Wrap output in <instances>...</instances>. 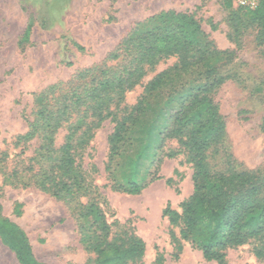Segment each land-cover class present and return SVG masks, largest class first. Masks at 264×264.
I'll use <instances>...</instances> for the list:
<instances>
[{
  "label": "rangeland",
  "instance_id": "1",
  "mask_svg": "<svg viewBox=\"0 0 264 264\" xmlns=\"http://www.w3.org/2000/svg\"><path fill=\"white\" fill-rule=\"evenodd\" d=\"M234 8L226 9L222 0H0V207L4 217L25 231L37 260L74 264L93 258L91 240L97 225L79 213L88 197L61 200L34 185L13 184L5 178V171L21 161L27 164L34 153V141L17 143L32 118L34 96L100 64L123 38L144 29L138 23L160 11L192 14L218 49L234 52L231 62L221 67L229 76L214 99L226 123L233 157L246 169L264 168V45L258 44L255 27L246 25ZM28 24L31 30L25 40ZM174 61L172 57L159 61L141 84L125 94L124 103L135 104L143 85ZM204 82L199 74H172L159 92L147 98L145 110L111 163V176L105 171L107 136L113 128L109 119L95 132L90 158H84L83 166L97 186L99 206L112 230L133 227L144 242L138 264H156L157 254L163 257L161 264H219L206 261L186 242L174 257L170 225L162 215L167 202L180 211V203L192 192V169L182 154L167 156L178 145L163 134L171 126L174 110ZM131 180L148 184L138 194L111 188L114 181ZM0 264H19L1 240ZM223 264L263 263L246 244L228 250Z\"/></svg>",
  "mask_w": 264,
  "mask_h": 264
},
{
  "label": "trees",
  "instance_id": "2",
  "mask_svg": "<svg viewBox=\"0 0 264 264\" xmlns=\"http://www.w3.org/2000/svg\"><path fill=\"white\" fill-rule=\"evenodd\" d=\"M222 4L226 9L234 7L233 0H222ZM234 9L246 25L255 27L256 40L264 45V0H258L254 8ZM136 26L144 29H135L123 38L100 64L35 94L27 131L17 137V143L34 141V153L27 164L21 161L5 171V178L13 184L34 185L61 200L88 197L79 213L97 225L91 240L94 257L74 264L140 263L144 242L133 227L112 230L99 206L97 186L83 166L84 158H90L95 132L109 119L113 128L107 136L105 171L111 176V163L145 110L147 98L159 92L172 74H199L204 84L174 110L171 126L163 134L178 145L167 156L182 154L192 169V192L180 203V211L169 202L162 210L170 225L173 256L179 255L186 242L206 261L223 264L228 250L247 244L255 259L264 264V168L246 169L233 157L226 123L214 99L229 76L221 67L231 62L234 52L218 49L187 12L160 11ZM30 30L28 24L23 39ZM171 57L173 65L151 77L136 103L126 105L125 94L141 84L159 61ZM262 84L264 87V78ZM60 133L61 143L57 144ZM147 184L114 181L111 188L138 194ZM0 240L19 264H45L35 258L25 231L4 217L1 207ZM155 262L161 264L162 255L157 254Z\"/></svg>",
  "mask_w": 264,
  "mask_h": 264
},
{
  "label": "built area",
  "instance_id": "3",
  "mask_svg": "<svg viewBox=\"0 0 264 264\" xmlns=\"http://www.w3.org/2000/svg\"><path fill=\"white\" fill-rule=\"evenodd\" d=\"M258 3V0H233V4L236 7L254 8Z\"/></svg>",
  "mask_w": 264,
  "mask_h": 264
}]
</instances>
